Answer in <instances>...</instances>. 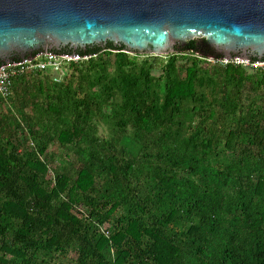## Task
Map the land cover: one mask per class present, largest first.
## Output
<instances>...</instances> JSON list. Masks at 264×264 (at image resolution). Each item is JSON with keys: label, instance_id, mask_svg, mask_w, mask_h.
<instances>
[{"label": "trees", "instance_id": "1", "mask_svg": "<svg viewBox=\"0 0 264 264\" xmlns=\"http://www.w3.org/2000/svg\"><path fill=\"white\" fill-rule=\"evenodd\" d=\"M92 45L0 98V264H264V68Z\"/></svg>", "mask_w": 264, "mask_h": 264}, {"label": "water", "instance_id": "2", "mask_svg": "<svg viewBox=\"0 0 264 264\" xmlns=\"http://www.w3.org/2000/svg\"><path fill=\"white\" fill-rule=\"evenodd\" d=\"M190 36L264 59V0H0V66L107 41L162 54Z\"/></svg>", "mask_w": 264, "mask_h": 264}, {"label": "built area", "instance_id": "3", "mask_svg": "<svg viewBox=\"0 0 264 264\" xmlns=\"http://www.w3.org/2000/svg\"><path fill=\"white\" fill-rule=\"evenodd\" d=\"M94 56L90 54L79 55L78 53L64 55L40 51L32 59L25 58L19 62H7L0 66V98L12 107L10 99L15 78L45 71L51 73L55 81H61L66 75L69 64L87 61ZM213 62H219L223 65L235 64L264 68V59L253 60L239 56L215 58Z\"/></svg>", "mask_w": 264, "mask_h": 264}, {"label": "flooded vegetation", "instance_id": "4", "mask_svg": "<svg viewBox=\"0 0 264 264\" xmlns=\"http://www.w3.org/2000/svg\"><path fill=\"white\" fill-rule=\"evenodd\" d=\"M186 39H188L190 41L187 42ZM109 42L110 41H107L105 43H96L95 45H92V46L93 47H96V46H107L109 44ZM114 44L122 45V44H117V43H114ZM194 45H195V47H197L198 50H201L205 54L206 57H208L206 55L207 53L215 55L217 59L225 57V56H227V54L231 55V56H238V55H242V54H247L251 58H255L256 57L255 53L250 51V50L245 51L242 48H236L235 50H232L231 52H226V50L220 49L216 45H214L211 42V40H209V38H207V37H205V38H203V39H201L199 41V40L194 39L193 36L183 38L181 40V42L177 43L173 47V49H171L173 52L169 53V55L172 54V53H175V52L183 51V50H193ZM42 47H43V45H42ZM78 48H80V46L73 47V46H70V45H62L60 47V49H56V48H53V49H56V50L70 49L72 51L73 50L76 51ZM127 51H130L131 53H134V54H136V53H138V54H147L146 52L133 51V50H130L129 48L127 49ZM208 59H209V57H208ZM215 63H217V62H215Z\"/></svg>", "mask_w": 264, "mask_h": 264}, {"label": "rangeland", "instance_id": "5", "mask_svg": "<svg viewBox=\"0 0 264 264\" xmlns=\"http://www.w3.org/2000/svg\"><path fill=\"white\" fill-rule=\"evenodd\" d=\"M128 52H130V51H128ZM171 52H173L172 50H170L169 52H166V53H162V54H156V55H159V56H167V55H169V53H171ZM132 54H134V53H132ZM201 55H203V56H205V54H202V53H200ZM208 57H209V60L210 61H214V59L216 58V56L215 55H213V54H210V53H207L206 54ZM140 57L141 58H144L145 57V54H141L140 55ZM214 64H215V62H213ZM15 109H16V107H15ZM17 110V109H16ZM17 112V111H16Z\"/></svg>", "mask_w": 264, "mask_h": 264}]
</instances>
